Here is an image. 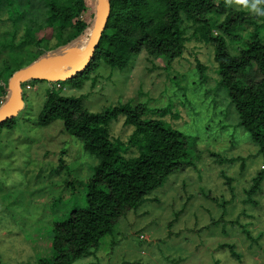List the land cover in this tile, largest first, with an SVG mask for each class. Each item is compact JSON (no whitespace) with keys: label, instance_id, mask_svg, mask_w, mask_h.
I'll return each instance as SVG.
<instances>
[{"label":"rangeland","instance_id":"rangeland-1","mask_svg":"<svg viewBox=\"0 0 264 264\" xmlns=\"http://www.w3.org/2000/svg\"><path fill=\"white\" fill-rule=\"evenodd\" d=\"M227 2L230 9L254 11L248 4L240 8L235 0ZM208 17L217 23L223 20ZM8 25H0V32ZM193 26L185 20L187 37ZM242 27L236 32L239 41L228 43L232 52L243 48L252 30ZM38 37L48 38L49 30ZM260 37L264 39V24ZM58 52L61 49L54 54ZM211 55V45L190 39L170 70L161 60L139 54L122 69L111 70L100 62L80 88L77 81L54 86L63 96H81L83 108L94 114L131 100L148 104L149 115L169 106L180 116L174 105L180 100L173 99L180 86L187 104L196 108L190 119L183 113L178 120H165L187 140L188 163L181 172L170 175L138 209L118 219L94 254L73 264H264V178L249 201L242 194L264 169V159L238 125L219 78L210 77L216 66ZM195 58L206 68L204 73L197 70ZM65 67L54 69L66 73ZM40 82L33 80L30 90L21 86L23 107L14 117L15 127L0 133V264H38L37 258L50 257V224L65 218L70 209L85 206V184L98 162L81 142L63 132L60 122L44 128L34 124L49 87ZM108 128L122 142L132 132L122 116L111 119ZM128 156H136V151L131 149ZM227 178L230 185L224 183ZM243 231L250 232L257 246L244 240ZM140 234L146 240L139 241ZM234 246L240 261L230 257Z\"/></svg>","mask_w":264,"mask_h":264},{"label":"trees","instance_id":"trees-1","mask_svg":"<svg viewBox=\"0 0 264 264\" xmlns=\"http://www.w3.org/2000/svg\"><path fill=\"white\" fill-rule=\"evenodd\" d=\"M227 1L107 0L109 16L87 67L67 81L47 83L45 101L34 124L44 128L60 122L63 132L81 142L84 151L98 162L85 184V206L70 209L65 218L50 224L51 255L48 259L37 258L38 264H73L94 254L118 219L138 209L148 194L188 163L186 137L165 122L178 120L183 113L190 119L196 111L187 104L184 87H177L179 93L173 98L180 100L174 102L181 110L180 116L171 113L169 106L149 115L148 104L135 105L131 100L94 114L83 108L81 96H63L55 90L54 86L62 88L63 83L76 81L75 86L80 88L100 62L111 70L122 69L132 58L144 54L151 61L161 60L170 70L190 39L211 45L216 66L210 77L219 78V88L236 111L238 125L249 134L264 159V39L260 37L264 0H235L240 8L255 5L253 12L230 9ZM0 14V25L11 23L0 32L1 109L10 97L8 82L16 72L56 58L78 56L85 50L99 6L96 0H0ZM210 15L222 16L223 20L217 23ZM185 20L194 25L190 37L183 28ZM244 24L252 30L243 48L232 52L228 43L239 41L236 32L244 29ZM45 30H49V37L39 38ZM57 49L61 52L54 54ZM195 62L197 70L204 73L206 68L197 58ZM27 63L30 65L25 66ZM72 66L65 68L68 71ZM32 81L25 84L31 85ZM91 82L93 86L95 78ZM117 116H122L124 126L132 131L126 142L110 135L108 124ZM14 121L11 118L2 122L0 133L13 130ZM131 149L136 156H128ZM263 178L261 169L242 193L247 197L245 202L257 194ZM231 181L227 178L224 183L230 185ZM241 235L251 247L257 246L249 231ZM138 240L144 241L139 236ZM231 249L230 257L240 261L236 247Z\"/></svg>","mask_w":264,"mask_h":264},{"label":"water","instance_id":"water-1","mask_svg":"<svg viewBox=\"0 0 264 264\" xmlns=\"http://www.w3.org/2000/svg\"><path fill=\"white\" fill-rule=\"evenodd\" d=\"M99 6V14L94 23L91 36L85 50L78 56L56 58L40 64L22 69L16 72L8 82L10 97L0 109V124L14 118L23 107L21 85L29 80L46 82H64L84 70L89 64L99 38L105 28L109 16V4L107 0H96ZM73 65L66 73L56 72L54 68Z\"/></svg>","mask_w":264,"mask_h":264},{"label":"built area","instance_id":"built-area-1","mask_svg":"<svg viewBox=\"0 0 264 264\" xmlns=\"http://www.w3.org/2000/svg\"><path fill=\"white\" fill-rule=\"evenodd\" d=\"M57 86H58V85H57ZM24 88H25V90H30V89H31V85H30V84H25ZM0 104H1V102H0ZM139 239H141V240H146V235L141 234V235L139 236Z\"/></svg>","mask_w":264,"mask_h":264},{"label":"clouds","instance_id":"clouds-1","mask_svg":"<svg viewBox=\"0 0 264 264\" xmlns=\"http://www.w3.org/2000/svg\"><path fill=\"white\" fill-rule=\"evenodd\" d=\"M241 2H243V0H241ZM252 7L255 8V5H253ZM26 82H28V81H26ZM26 82H24L21 86H25V83H26ZM140 235H141V234H140ZM140 235H139V236H140Z\"/></svg>","mask_w":264,"mask_h":264}]
</instances>
